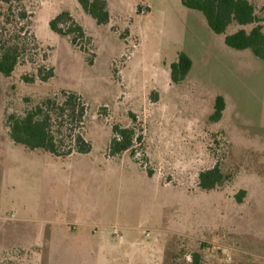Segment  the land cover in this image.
Instances as JSON below:
<instances>
[{
	"label": "rangeland",
	"instance_id": "obj_1",
	"mask_svg": "<svg viewBox=\"0 0 264 264\" xmlns=\"http://www.w3.org/2000/svg\"><path fill=\"white\" fill-rule=\"evenodd\" d=\"M250 1L260 13L264 0ZM107 7L98 25L78 0L0 6L3 38L18 36L26 58L0 76V264H194V254L199 264H264V62L227 47L182 0ZM63 11L92 39L86 51L51 31ZM181 54L192 68L174 85ZM62 92L86 107L91 152L57 158L12 144L4 110ZM218 97L226 110L212 123ZM115 125L143 137L134 159L109 157ZM216 165L229 180L202 191L200 173Z\"/></svg>",
	"mask_w": 264,
	"mask_h": 264
},
{
	"label": "trees",
	"instance_id": "obj_2",
	"mask_svg": "<svg viewBox=\"0 0 264 264\" xmlns=\"http://www.w3.org/2000/svg\"><path fill=\"white\" fill-rule=\"evenodd\" d=\"M23 0H0V6L6 7L11 13L13 4H20ZM82 10L93 18L98 25L109 23L110 15L107 0H78ZM182 4L189 10L200 12L206 19L211 30L219 36L225 37L227 47L236 51H250L257 59L264 62V7L257 11L256 5L250 0H182ZM12 14V13H11ZM19 16L26 19V13ZM53 33L60 37L69 38L71 44L86 51L82 41L92 42L85 30L72 18L69 12L63 11L49 24ZM232 26L239 29L228 34ZM9 21H3L0 16V76L9 79L25 64L26 58L19 37L3 38L6 30L10 32ZM246 27H252L247 31ZM25 28L21 29L24 31ZM4 31V32H3ZM192 62L188 56L181 54L176 64L171 67V82L180 85L188 76ZM53 69L41 81L48 82L53 77ZM37 75L24 76L26 84H34ZM27 106L19 113L4 108L3 122L6 135L12 144L22 146L30 152H44L57 158H69L74 155H86L91 152L92 146L82 132L85 124L86 107L77 93L62 92L52 97H46L33 105L25 99ZM226 110V101L218 97L215 111L210 118L212 123H219ZM136 121V118L132 116ZM113 137L109 145V157L120 158L126 153L136 157V146L143 141L137 136L134 127L115 125L112 129ZM152 177V173L148 172ZM229 177L223 173L219 165L200 173L198 186L202 191H214L221 188ZM245 192L237 196L239 202ZM194 264H199V255L194 254Z\"/></svg>",
	"mask_w": 264,
	"mask_h": 264
},
{
	"label": "built area",
	"instance_id": "obj_3",
	"mask_svg": "<svg viewBox=\"0 0 264 264\" xmlns=\"http://www.w3.org/2000/svg\"><path fill=\"white\" fill-rule=\"evenodd\" d=\"M146 237H148L149 236V234L148 233H146V235H145Z\"/></svg>",
	"mask_w": 264,
	"mask_h": 264
}]
</instances>
